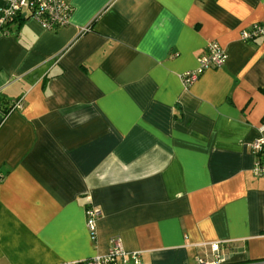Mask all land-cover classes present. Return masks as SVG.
Segmentation results:
<instances>
[{"label":"crops","instance_id":"0c3cea01","mask_svg":"<svg viewBox=\"0 0 264 264\" xmlns=\"http://www.w3.org/2000/svg\"><path fill=\"white\" fill-rule=\"evenodd\" d=\"M66 1L64 26L0 22V264L118 238L141 264H264V37L242 38L264 0ZM212 40L226 63L186 87Z\"/></svg>","mask_w":264,"mask_h":264},{"label":"built area","instance_id":"2783aa9c","mask_svg":"<svg viewBox=\"0 0 264 264\" xmlns=\"http://www.w3.org/2000/svg\"><path fill=\"white\" fill-rule=\"evenodd\" d=\"M1 24H5L19 15L33 17L43 24L45 28L53 29L64 26L70 22L72 6L66 0H2ZM9 31V30H7ZM6 31V32H7ZM264 37V24L255 23L242 32V38L246 41ZM228 59V53L220 43L212 40L206 50L198 58V67L182 74L183 84L188 87L200 76L201 72L209 68L221 67ZM13 104H19L14 101ZM264 131V126L262 127ZM250 147L255 155L253 173L264 176V134L257 137ZM87 226L92 234L96 233V225L103 212L95 206L87 207ZM216 249L217 244H214ZM121 261V262H120ZM85 264H140L139 251H127L121 240L115 239L113 247L105 255H97L84 262Z\"/></svg>","mask_w":264,"mask_h":264},{"label":"trees","instance_id":"16d2710c","mask_svg":"<svg viewBox=\"0 0 264 264\" xmlns=\"http://www.w3.org/2000/svg\"><path fill=\"white\" fill-rule=\"evenodd\" d=\"M10 22V21H9ZM9 22H7L5 25H7ZM259 38H261V37H259ZM257 39V38H256ZM251 40H253V39H251ZM248 41H250V40H248ZM207 70V69H206ZM204 72V71H203ZM202 73V72H201ZM201 75V74H200ZM80 264H85V263H80ZM141 264V263H140Z\"/></svg>","mask_w":264,"mask_h":264}]
</instances>
